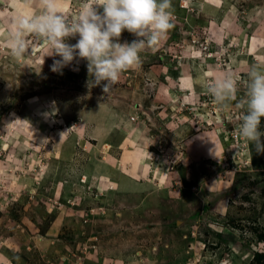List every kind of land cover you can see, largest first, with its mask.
I'll return each mask as SVG.
<instances>
[{
    "label": "rangeland",
    "instance_id": "374dc122",
    "mask_svg": "<svg viewBox=\"0 0 264 264\" xmlns=\"http://www.w3.org/2000/svg\"><path fill=\"white\" fill-rule=\"evenodd\" d=\"M172 5L174 27L105 94L85 60L51 71L32 34L15 58L16 18L42 9L0 0V264H264V154L235 134L264 0ZM229 75L221 111L207 88Z\"/></svg>",
    "mask_w": 264,
    "mask_h": 264
},
{
    "label": "clouds",
    "instance_id": "9594fccd",
    "mask_svg": "<svg viewBox=\"0 0 264 264\" xmlns=\"http://www.w3.org/2000/svg\"><path fill=\"white\" fill-rule=\"evenodd\" d=\"M41 12L32 16H18L9 34V45L15 58H23L30 49L25 34L47 41L52 49L51 71L61 72L77 59L87 61L90 77L87 86L98 87L108 94L123 72L142 65L141 52L155 49L174 27L172 0H84L75 18H67L58 10L59 0H38ZM102 9V11H101ZM127 31L135 39L121 42ZM78 37V39H76ZM70 39H76L70 44ZM237 82L232 76L217 79L208 88L221 111L229 110L236 99ZM242 109L235 134L264 154V67L250 66L246 92L239 98Z\"/></svg>",
    "mask_w": 264,
    "mask_h": 264
}]
</instances>
